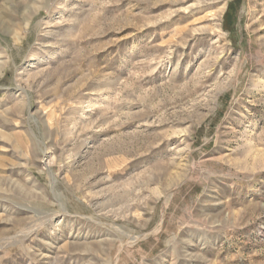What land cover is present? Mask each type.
<instances>
[{"label":"rangeland","instance_id":"obj_1","mask_svg":"<svg viewBox=\"0 0 264 264\" xmlns=\"http://www.w3.org/2000/svg\"><path fill=\"white\" fill-rule=\"evenodd\" d=\"M0 264H264V0H0Z\"/></svg>","mask_w":264,"mask_h":264},{"label":"trees","instance_id":"obj_2","mask_svg":"<svg viewBox=\"0 0 264 264\" xmlns=\"http://www.w3.org/2000/svg\"><path fill=\"white\" fill-rule=\"evenodd\" d=\"M237 23V6L234 2H231L224 16V28L230 32L234 30Z\"/></svg>","mask_w":264,"mask_h":264}]
</instances>
